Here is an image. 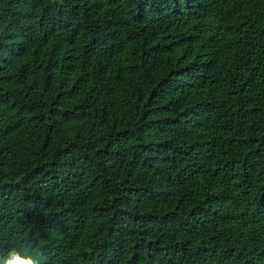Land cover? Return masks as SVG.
<instances>
[{"label":"trees","instance_id":"trees-1","mask_svg":"<svg viewBox=\"0 0 264 264\" xmlns=\"http://www.w3.org/2000/svg\"><path fill=\"white\" fill-rule=\"evenodd\" d=\"M48 264H264V0H0V249Z\"/></svg>","mask_w":264,"mask_h":264},{"label":"clouds","instance_id":"clouds-1","mask_svg":"<svg viewBox=\"0 0 264 264\" xmlns=\"http://www.w3.org/2000/svg\"><path fill=\"white\" fill-rule=\"evenodd\" d=\"M0 264H48V258L35 241L19 240L0 249Z\"/></svg>","mask_w":264,"mask_h":264}]
</instances>
